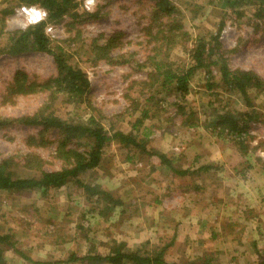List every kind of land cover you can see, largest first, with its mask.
Returning a JSON list of instances; mask_svg holds the SVG:
<instances>
[{"label":"rangeland","instance_id":"374dc122","mask_svg":"<svg viewBox=\"0 0 264 264\" xmlns=\"http://www.w3.org/2000/svg\"><path fill=\"white\" fill-rule=\"evenodd\" d=\"M168 2L174 8L173 14L154 17L152 0H97L91 12L97 15L95 21L70 25L71 20L65 18L59 24L49 25L48 35L53 45L61 47L90 82V106L82 105L75 115L100 114V122L107 131L126 133L145 109L148 114L142 127L146 131H141L140 137L148 133L147 151L165 155L176 169H187L194 155L201 165L215 161L216 169L210 176L177 178L160 165L157 157L133 154L129 161L128 153L112 143L105 149L100 167L79 177L83 183L96 184L121 202L109 218L84 213L92 207L74 183L49 191L43 197L0 194V233L11 234L18 251L7 250L5 264H78L66 261L73 255H105L111 241L124 243L133 250L144 243L149 250L166 247V264H186L203 251L213 255L212 264H241L255 259L248 246L252 241L264 250V204L260 202L264 199V172L260 170L264 163V127L250 124L246 139L248 153L239 156L227 138L216 136L210 127L215 110L241 109V101L221 88L208 91L205 72L193 74L184 101L162 94L155 98L154 104L146 106L145 99L150 91H157L158 85L153 84L149 90L138 85L147 83L152 70L150 61L146 60L154 53L148 27L155 33L166 24L177 26L187 35V41L178 40L168 52L173 69L191 65L190 51L197 41L208 42L218 34L229 69L254 72L263 81L264 34L254 30L252 24L257 20L252 18L251 8H241L244 15L238 18L223 10L219 0ZM19 7L11 4V0H0V11L12 8L11 15L4 20V33L27 27L25 19L15 12ZM220 22L224 24L219 32ZM259 23L263 26L264 20ZM113 35L117 36L118 45L111 55L124 56L127 64L95 62L89 51L91 40L100 38L99 42H103ZM17 72L37 82L56 76L53 60L47 55L1 56L0 116L31 115L44 99V95L34 94L8 102L4 98L6 90ZM211 73L217 78L215 68H211ZM159 99L164 101L156 103ZM254 104L264 113L263 97L255 99ZM177 106L184 108L186 114H194L195 120L189 123L193 125L182 123ZM54 109L60 116L72 115L71 109L59 100ZM40 130L20 125L0 130V162L8 160L15 176L33 175L23 164L28 155L39 158L40 162L35 164L42 171H57L62 167L52 154L57 140L54 131L44 135L49 144L29 140ZM235 169L244 174L245 181L236 177ZM246 209L252 212L249 221L243 218Z\"/></svg>","mask_w":264,"mask_h":264},{"label":"trees","instance_id":"16d2710c","mask_svg":"<svg viewBox=\"0 0 264 264\" xmlns=\"http://www.w3.org/2000/svg\"><path fill=\"white\" fill-rule=\"evenodd\" d=\"M9 1V0H8ZM221 7L225 11H230L235 17H243L241 8H251L252 18L257 23L252 24L254 30H260L264 34V25L261 26L259 20H264V0H219ZM154 3L153 16H169L174 12V8L168 0H152ZM16 6L41 8L46 17L44 21L35 25L27 26L25 29H17L4 33L5 17L11 15L12 8L0 11V57H15L26 53H41L52 58L56 76L44 82L31 80L22 72H17L7 87L5 99L11 102L18 96H29L34 94L44 95L42 103L31 115H24L18 118L0 116V130H4L15 125L25 127H39L40 132L36 136L29 138L32 142H47L45 133L54 131L57 140L54 142L53 158L61 162L62 167L57 171L45 172L35 163L40 162L34 155H28L23 161L24 167L33 175L28 177H18L14 175V169L9 165L8 160L0 162V194L23 196L27 194H38L41 197L49 191L60 190L69 183H74L82 190L85 201L91 205L90 210L84 213H96L99 217L109 218V215L118 207L121 202L114 199L111 193L99 189L96 184L83 183L80 176L87 174L100 167L104 151L112 143L119 146L128 153L127 158L131 161L133 154L154 156L159 160L160 165L167 167L172 176L182 178L190 176L195 179L200 175L210 176L214 168L211 165H199L194 168L190 165L182 170L173 167V161L165 155L155 151H147L146 136H141V131H146L143 121L147 118L148 111L142 110L138 117L131 124V130L126 133L121 131H107L101 124L100 114L81 117L79 113L74 114L81 106H90V82L86 74L70 62L67 53L59 46L53 45L50 36L46 33L48 25L59 24L63 19L68 18L70 25L81 21H95L96 13H87L81 7L80 0H11V4ZM154 21V19H153ZM220 22V28L223 27ZM179 27L165 25L161 29H156L152 33L151 28L146 30L150 41L154 42L153 52L146 60L150 61L152 70L148 73L147 83H140L141 87L148 90L153 84H157L155 91L145 99L146 106L153 103L157 96L162 94L172 95L176 100L184 101L189 93V81L197 71H203L206 75V89L213 91L214 88H221L224 92L234 94L241 101V109H229L224 107L222 111H214V122L210 127L216 136L225 137L230 143V147L239 152V156H245L249 147L246 144L248 129L250 124H259L264 127V113H261L254 102L258 97H263L264 104V81L254 72L231 70L228 67L226 52L221 51L218 43L219 35L205 39H199L190 51L191 65L185 68H175L171 66L168 59V52L176 45V42L187 41V35L179 31ZM100 38L93 39L89 45L95 62L105 61L108 64H127L128 59L124 56L111 55L118 43L117 36L113 35L103 42ZM159 43V44H158ZM119 47V46H118ZM165 55H161V52ZM118 60V61H117ZM211 68H215L218 74L213 77ZM152 79V80H149ZM165 98V97H164ZM57 100L61 101L65 107L71 109L67 115H59V111L54 109ZM159 99L156 103H162ZM138 102V101H137ZM136 102L135 106H138ZM154 104V103H153ZM133 107V110L136 107ZM176 112L181 116L182 123L191 126L195 119L194 114H186L184 108L177 106ZM137 109L133 111L136 112ZM68 112V111H67ZM100 117V118H99ZM140 128H142L140 130ZM49 144V142H47ZM52 144V143H51ZM37 145V143H35ZM135 151V153H133ZM199 158H194L197 161ZM246 169H250L247 161ZM260 170L264 172V163H261ZM236 177L240 181H245L244 174L238 173L235 169ZM93 182V181H92ZM196 189V188H195ZM260 202L264 204V199ZM97 211V212H96ZM82 215V218L85 217ZM251 211L247 209L243 212L245 221L251 220ZM243 229V228H242ZM240 228V230H242ZM239 230V231H240ZM9 231V230H8ZM232 230H230V233ZM213 239V235H211ZM234 241V239H232ZM16 242L11 234L0 233V264H5L4 253L7 250H16ZM144 243L138 249H130L124 243L111 241L107 244L105 255L87 254L82 257L70 256L67 263L78 264H166L164 255L166 247L149 250ZM252 249L254 260L244 261L241 264H264V250L257 247V243L252 241L249 245ZM203 251L199 257L190 259L186 264H212L213 255H207ZM196 260V261H195ZM235 257L231 258L234 261ZM49 264V263H36Z\"/></svg>","mask_w":264,"mask_h":264},{"label":"built area","instance_id":"2783aa9c","mask_svg":"<svg viewBox=\"0 0 264 264\" xmlns=\"http://www.w3.org/2000/svg\"><path fill=\"white\" fill-rule=\"evenodd\" d=\"M80 2L82 9L87 13H91L97 4V0H93V4L90 6L86 5V0H80ZM15 12L17 15L22 16L25 19L26 26H31L40 23L44 21L46 17V13L37 6H32V7L21 6L17 8ZM50 30L51 27H49L48 25L46 27V33L48 34Z\"/></svg>","mask_w":264,"mask_h":264},{"label":"crops","instance_id":"0c3cea01","mask_svg":"<svg viewBox=\"0 0 264 264\" xmlns=\"http://www.w3.org/2000/svg\"><path fill=\"white\" fill-rule=\"evenodd\" d=\"M194 157L196 158L197 156L194 155ZM197 160H198V159H197ZM214 162H215V161H214ZM214 162H210V163H208V164H204V165H211V166H213V167L215 168V163H214ZM190 165H193L194 168H197V167H199V165H201V164H200V163H197V161L194 160V158H192V163H191Z\"/></svg>","mask_w":264,"mask_h":264},{"label":"clouds","instance_id":"9594fccd","mask_svg":"<svg viewBox=\"0 0 264 264\" xmlns=\"http://www.w3.org/2000/svg\"><path fill=\"white\" fill-rule=\"evenodd\" d=\"M93 4V0H86V5L90 6Z\"/></svg>","mask_w":264,"mask_h":264}]
</instances>
